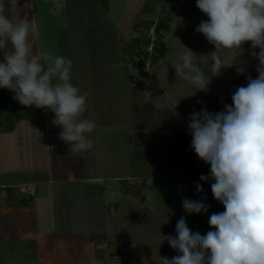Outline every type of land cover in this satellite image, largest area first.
<instances>
[{"label":"crops","instance_id":"obj_1","mask_svg":"<svg viewBox=\"0 0 264 264\" xmlns=\"http://www.w3.org/2000/svg\"><path fill=\"white\" fill-rule=\"evenodd\" d=\"M112 1H107L103 7L99 1L91 0L90 6L102 12L100 19L103 20L99 21L116 24L111 50L118 56L109 61L107 57L99 58L95 50L97 42L87 40L97 37L91 34L94 29L87 21L88 14L73 22L69 13L67 21L66 7L69 4L73 7L72 0L70 3L66 0L64 11L59 13L62 20L51 15L47 0H18L16 8L9 7L8 0H4L5 15L14 23L25 16L31 21L35 52L48 50L64 56L60 36L63 33L62 40L70 46L74 32L82 40L75 46L76 53H88L85 48L96 51L93 56L101 64L96 69L100 71V78L95 76L96 71L89 73L92 68L87 60L73 67L71 77L74 86L88 93L83 118L96 124L90 136L92 149L70 152V145L59 138L61 128L50 123L48 134L52 141L48 142L43 136L39 139L49 151L48 156L45 155L44 175L15 185L16 190L3 188L0 191V264H163L161 257L171 259L178 254L165 237L176 235V223L182 216L193 232L204 235L214 230L208 223L210 215L225 211L211 192L214 181L199 179L201 174L209 175L210 168L191 148L188 118L193 111L205 107L209 112L224 110V104L231 105L236 88L246 86L249 76L257 77L259 61L250 55L251 42L242 45L240 54L235 50H219L217 54L225 67L218 77L212 78L207 92H195L191 84L177 77L174 66L190 49L198 55L196 62L202 70L210 69L213 62L210 54L216 49L202 33L195 31L201 21L209 18L198 10L170 15L171 8L178 10L182 0H153L154 7L164 4L162 12L170 11L163 16H167L165 19L171 25L168 28L167 24H160V32L166 31L167 35H164L166 44L163 42L165 53L154 64L153 77L144 78L139 84L141 71L135 74L137 68L127 64L121 39L122 34L127 38L135 37L138 20L124 26L126 20L123 17L118 20L112 10L110 12ZM150 2L145 3L149 6ZM73 4V8L83 7L81 1H73ZM86 7L89 8L87 2ZM2 58L0 52V60ZM164 95L172 104L171 110L154 109L152 104L157 96ZM43 113L46 119L51 118L50 110L43 109ZM6 116L8 118V113ZM22 118L26 117L21 115L16 119L13 128L1 130L17 135L19 130L28 127L38 132L34 125H22ZM36 147L26 145L33 156ZM195 158L204 167L195 170L194 176L191 161ZM197 183L202 184L203 192L196 191ZM18 189L27 196L22 197ZM184 198L203 199L209 206L208 212L187 214L182 207Z\"/></svg>","mask_w":264,"mask_h":264},{"label":"clouds","instance_id":"obj_2","mask_svg":"<svg viewBox=\"0 0 264 264\" xmlns=\"http://www.w3.org/2000/svg\"><path fill=\"white\" fill-rule=\"evenodd\" d=\"M8 6L16 8L18 0H8ZM65 6L66 0H52L49 11L59 15ZM196 6L209 19L195 31L216 51L210 54L213 62L206 72L196 62L198 55L187 48L174 66L177 77L195 92H207L212 78L225 67L217 52L228 49L240 54L245 42H251L250 55L259 61L258 75L236 88L224 110L209 112L205 107L190 114L191 148L210 165L209 175L201 174L199 179L214 181L211 192L225 211L210 215L208 223L214 230L204 235L193 232L182 216L176 235L164 236L178 254L161 260L163 264H264V0H196ZM32 34L31 21L25 16L14 23L0 0V88L15 93L13 99L25 107L53 112L52 123L61 128L59 138L70 145V152L91 150L96 124L83 118L88 93L72 84V61L48 50L35 52ZM152 106L163 111L172 108L166 95L157 96ZM195 187L203 192L202 184ZM182 207L192 215L207 213L209 206L203 199L184 198Z\"/></svg>","mask_w":264,"mask_h":264},{"label":"rangeland","instance_id":"obj_3","mask_svg":"<svg viewBox=\"0 0 264 264\" xmlns=\"http://www.w3.org/2000/svg\"><path fill=\"white\" fill-rule=\"evenodd\" d=\"M73 1L74 2L81 1L83 7L76 6V8H73L74 7ZM97 1H99L101 4L100 6H103V7L106 6L107 1L109 2V0H97ZM150 1L151 2L149 3V6H147L148 3L146 5L145 3L146 0H113L111 3V6L109 7L110 12L112 10L113 15H115V17L118 18V20H121L122 17L126 20V23H124V26L126 27L132 24L130 21H134L135 19L138 20V24L135 30L136 32L135 37L127 38L122 34L121 39H122L123 45L125 46L124 58L127 64L131 66H135V68H137L136 69L137 71H135V74L140 73L141 71L138 77H142L144 75L143 70L145 69V66L150 67L148 72L151 77H145V79L153 77L154 71L152 68H154L153 66L156 62L162 59V55H160V52H159L160 46L158 42L165 43L164 39H165V36L167 35H166V31L161 30L160 32V29H161L160 24L161 23L165 25L167 24V27L171 25L168 22V19H165L167 16L166 15L163 16V14H167V11H169L166 9L164 12H162L164 10V6L162 7V5L164 4L159 5L158 4L159 2L156 1L158 5L154 7L153 0H150ZM182 1H183L181 2L182 5L179 6L180 9L178 8L177 10L176 8L175 9L171 8L172 12L170 13V15L173 13L176 14V12L179 15L184 14L185 12L192 13L197 10L200 11V13H203L201 10L197 8L196 0H182ZM47 2L49 4V9H50L52 7V0H47ZM68 2L70 3L71 0H68ZM86 2L88 3L89 8L86 7ZM164 2H166V0H164ZM92 4L93 3H91V0H72L73 7L69 6L70 4L67 5L66 7L67 9L66 19L68 21L70 17L69 13L72 14L73 22L80 21L81 20L80 16L85 18L84 13L88 14L89 16H88L87 21L90 22V26H92V28L94 29L91 32V34L97 37L95 39H87V40L90 42L98 43L95 50H98L99 58L101 60L107 57V60L111 61L115 57L118 56L117 54L113 53L114 50H111L113 47L112 46V43H113L112 35L115 32H117L116 24L114 26L112 24L107 25L104 22L99 21V20H103V19H100L102 18V12H99L98 9L97 11H95L92 7H90ZM141 8H143L144 10H140ZM63 9H65V7ZM63 11L64 10H62L61 12ZM55 16L53 17L57 20L63 19V16H58V15L56 17ZM52 23L53 25L58 26V24L54 22ZM52 28L55 29L56 27L53 26ZM154 30H155V33H154ZM150 35H152V37ZM64 36L65 35L63 33L60 36L61 41L64 42L63 44H60V46L63 45L64 56L69 58L72 61L73 67L76 65L79 66L81 63L87 60L89 67L92 68L90 69L89 73L95 72L96 69L98 68L97 65L100 63V62H96V59H95L96 57L93 56L96 54V51L92 52L91 50H89V48H85L84 51L86 52V50H88V53H86L88 55L84 57V55L86 54L84 53L80 54L79 52L76 53L77 50L75 46H78V44L82 41L80 40L79 36L76 33L72 32L70 36V38L72 39L70 40L71 41L70 46L65 45L67 44L65 43L66 40H62ZM139 38L143 40L145 45H148V43L152 41L151 38L156 39L154 42L155 46L151 50V54L149 53V55H146V53L142 52V50L139 47L135 46ZM73 46L75 49H70ZM145 49H147L146 46H145ZM149 49H151V47ZM78 50L80 51V49ZM139 50L141 51L140 53H138ZM54 52L59 53L57 51H54ZM102 52H103V55H102ZM106 52H108L110 56L106 54ZM113 54L115 55L112 56ZM124 62L125 61H123L121 58V63H124ZM99 74H100V71L95 72V76H98L100 78ZM121 77L123 78L124 74H121ZM139 82L140 81H138V83ZM5 90L7 89L0 88L1 98L2 96H5L4 95ZM1 92L3 93L1 94ZM13 94L15 95V93ZM13 97L14 96H11L8 99L5 96L7 102H9V106L13 105V108H14V105H15L14 112H18L19 116L24 115V117H26L24 118V120L22 118V121H20V123L22 122L21 124L26 125V126H29L30 124L32 126L34 125L36 129L38 130V132L34 133L28 127L24 128L23 131L19 130L17 135H14L13 133H10V132L2 131L4 129H6L7 131V129L10 127L12 123H16V119H15V114H13L14 117L8 114V118H7L6 116L7 113L4 114V112L0 110V131H1L0 132V191H2L3 188H6L8 191H10L11 188L13 190H16L15 185L19 183H23V182H31L38 175L39 176L44 175L43 169L47 168V161H46L45 155L48 156L49 151H47V145L45 144V142L43 143V141L42 140L40 141L39 139H41V137L43 136L46 140H48V142L52 141V138L50 140V136H49L50 134L48 133L50 130L49 128L50 123L53 125L52 121H53L54 113L53 112L51 113L50 115L51 118L48 116L49 118L46 119L44 117L43 109L36 108L35 106L25 107L19 104L15 99H13ZM21 109L25 111L23 112L24 114L22 113ZM45 126H48L47 132H45ZM25 129L26 130L28 129L30 131H25ZM24 132L27 134H31V135H26ZM29 144H31L32 146L37 145V147L35 148L37 152H35L36 150L34 151V156L31 155V152L29 151V149L26 148V145H29ZM145 171H147V174H148L149 167H147ZM2 184H4L5 186L1 187Z\"/></svg>","mask_w":264,"mask_h":264},{"label":"built area","instance_id":"obj_4","mask_svg":"<svg viewBox=\"0 0 264 264\" xmlns=\"http://www.w3.org/2000/svg\"><path fill=\"white\" fill-rule=\"evenodd\" d=\"M154 33H155V30H154ZM152 35H150V36L152 37ZM151 40L152 41L150 43H148V45H145V43L143 42V40L140 38L141 45L140 46L135 45V46L139 47L142 50V52H148V53L151 54V50L155 46V43L154 42H155L156 39L155 38H151ZM145 46L147 47V49H145ZM150 47H151V49H149ZM143 49H145V50H143ZM140 52L141 51L139 50L138 53H140ZM149 68H150L149 66H145V69L143 70L144 71V75L142 77H139L138 78V81L142 82L145 77H149L150 76V74L148 72L149 71ZM142 87L144 88L145 86L143 85ZM4 95L9 99L12 96V93H11L10 90H5ZM203 167H204L203 163L200 160H198V158H195L194 160L191 161V169H192L191 170V174L195 176V170H202ZM208 167L210 168V165ZM18 190H19V192H20V194H21L22 197H26L27 196V194L24 191H21V189H18Z\"/></svg>","mask_w":264,"mask_h":264},{"label":"trees","instance_id":"obj_5","mask_svg":"<svg viewBox=\"0 0 264 264\" xmlns=\"http://www.w3.org/2000/svg\"><path fill=\"white\" fill-rule=\"evenodd\" d=\"M161 25H163L162 23H161ZM161 25H160V27H161ZM165 25V24H164ZM166 26V25H165ZM159 30V29H158ZM159 43V52H160V55H162V54H164L165 53V46H164V43L163 42H158ZM135 45H137V46H140L141 45V41H140V38L138 39V42H136V44ZM144 53H146V55H149V53H147V52H144ZM0 110L1 111H3V112H7L10 116H13V114H15V119H20V116H19V114H18V112H14V108H10V106H9V102H7V100H6V98H5V96H2V98L0 99ZM10 111H12V112H10ZM14 117V116H13ZM14 123H12L10 126H11V128H13L14 127Z\"/></svg>","mask_w":264,"mask_h":264}]
</instances>
